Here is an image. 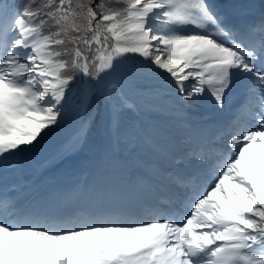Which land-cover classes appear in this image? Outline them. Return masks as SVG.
<instances>
[{
  "label": "snow or ice",
  "instance_id": "obj_1",
  "mask_svg": "<svg viewBox=\"0 0 264 264\" xmlns=\"http://www.w3.org/2000/svg\"><path fill=\"white\" fill-rule=\"evenodd\" d=\"M249 31L258 42L208 0H0V164L35 147L74 98L82 143L91 95L118 64L162 79L186 105L222 110L245 96L204 187L177 175L147 219L45 214L3 198L0 264H264V10ZM113 93L118 127L132 105L115 85L101 91Z\"/></svg>",
  "mask_w": 264,
  "mask_h": 264
},
{
  "label": "bare ground",
  "instance_id": "obj_2",
  "mask_svg": "<svg viewBox=\"0 0 264 264\" xmlns=\"http://www.w3.org/2000/svg\"><path fill=\"white\" fill-rule=\"evenodd\" d=\"M136 72H138L137 73L138 78H134L131 80V82H135L133 84H131V82L128 79H126L123 76V74L120 73V69H118V68H115L114 71H112L108 76H106L100 82L101 86L103 88H105L106 91L108 89H110L113 85H115V88H118V89L120 88V90L125 95H127L128 99L130 98L131 105H132L131 109H129L127 111H123L121 113V115L119 116V119H121V122H126L130 126L135 124V121H136L135 113L137 115V113L140 112V107H141L139 102L134 100L136 97L135 95L140 92V90H139V92H137L138 91L137 86L147 81L144 77H142L143 73H141L139 71H136ZM153 80H156V81H154V83L158 82L159 84L169 88L167 86V84L162 79L153 77ZM154 85H156V84H154ZM143 92H145V91L143 90ZM151 94L152 95L155 94L157 97H162L160 90H158L157 92L146 93V95H151ZM199 99L204 100L203 98H199ZM189 103H190V101L187 102V104H189ZM162 105L164 106L165 111L171 115L181 114V111L184 107L183 103L177 97L175 92L173 95L166 97L165 101L162 103ZM108 106L110 108L111 114H113L112 102H110V100L108 101ZM204 106H206V105H204ZM132 109L134 110V114H132V112H131ZM147 114H148V111H147ZM142 116L144 119L143 114H142ZM164 125H166V127H168V129L171 130V132L174 133L175 135L181 134V137H179L177 139L179 142L182 141V136L186 135V133L180 128L181 125L178 124L177 120H175L174 118L172 120H169V122L164 123ZM179 129H181V131ZM105 131H106L105 134L109 138H111L112 140H117L122 136L120 129H118L116 131V130H114V128H108L107 127ZM71 133H72L71 135L74 136L75 130H73ZM74 137H76V136H74ZM44 139L48 142V141H50L51 136H48V137L46 136V137H44ZM71 141H73V139ZM160 144H162V141L158 140V144H157V146H155V154H157L158 148L159 149L161 148V147H159ZM56 145H58V144H54V146H56ZM37 147L44 148V150H45L51 146L45 147V145H37ZM76 149H78V148H76ZM76 149H74L73 152H77L76 156L78 158H80V160H78L76 162L77 171L80 175L81 173L84 172L82 164L85 166V169H86L88 159H89V157H86L85 152H87L88 154H91L92 151H87L83 148L81 150H76ZM48 154H51V151ZM152 156H153V152H152ZM158 156L161 157V159H163L167 162H170L168 160V158L166 157V155H164L162 152H159ZM46 158H47V156H43L44 164L39 166L37 168L38 170L46 171L47 168L50 166V163L47 162L48 160H46ZM208 167L209 166H204V170L206 173V175L204 176L205 180H207ZM13 173H14V170L12 169L10 172V175H13ZM110 173H113V174L109 175V173H106L103 175L101 173H98L95 180H93L91 183H89L87 185H80L79 187H77L74 194H67V193H65L66 195L65 194L64 195L56 194V195H53L52 197H48V198L45 197V198H43V200H46L48 202L51 200V198H54V197L56 199H59V200H61V198L65 197V198H70V199H68L69 201H76L79 199L85 200L86 199V202L91 203L92 200L97 201V200L101 199V197H109V198L115 197L121 201H125L126 199H129V198H131L132 201H135L136 198L137 199L140 198L141 194L147 193L146 190H144V189H146V185L142 182V180H138L136 182L131 183V182H128V180L125 177V173H123V172L120 173V177H122L120 180H118L116 177H114L115 176L114 172H110ZM58 176H61V174L59 173ZM40 179L41 178H39L37 180V182H36L37 184L38 183L40 184L43 181V179H41V180ZM50 180H51V178L49 177L47 182H49ZM12 181L13 180H10V182H12ZM58 190H62V189L59 188ZM18 193L23 194L20 187L18 189ZM86 196H92L94 198L90 199V198H86ZM59 200H58V202H59Z\"/></svg>",
  "mask_w": 264,
  "mask_h": 264
},
{
  "label": "rangeland",
  "instance_id": "obj_3",
  "mask_svg": "<svg viewBox=\"0 0 264 264\" xmlns=\"http://www.w3.org/2000/svg\"><path fill=\"white\" fill-rule=\"evenodd\" d=\"M116 67H118V68L120 69V71H121V70L124 71L123 68H126L125 64H118ZM120 73H122V72H120ZM123 76H124V75H123ZM124 77H125V76H124ZM125 78H126V77H125ZM126 79H128V78H126ZM128 80L131 81V78H129ZM99 86H100V85H99ZM100 88H101V87H100ZM104 89H105V88H104ZM104 89L102 88L103 92H105ZM109 90H111V88H110ZM116 92H117V90H116ZM117 93H118V92H117ZM116 99H117L116 93H113V96H112V99L110 100V102L113 103V101H115ZM107 102H108V101L105 100V104H104V106H105V124H104V128H103L102 133L104 132V130H105L107 127H109V128H114V130H116V131H117V128H118V127L114 126V124H113V114H111L109 106L106 105V104H108ZM127 109H129V107H124V108H122L121 110H119V112H120V111H123V110L127 111ZM67 115H69V114H66V115L63 117V119H60V121H59L56 125L51 126V127H52V132H53V134L56 135L58 138H61L64 134H66L67 132H69V129H70V127L72 126V123H69L66 127H64L63 129H60V127L63 125V120H64L65 122H71L72 120H73V121H76V120L78 121L79 119H81V117L78 116L77 113L73 114V115H72V118H68V119H66V118L68 117ZM74 127H75V125H74ZM56 129H57V130H56ZM96 142H97V139H96L94 142H93V141H89V143L86 142V144H87L88 146L93 147V149H92L93 154L96 152ZM82 144H83V143H82ZM82 144H80L79 142L76 141V145L70 143V144H67V146L62 147L61 150H62V151H63V150L65 151L66 149H69V148H71L72 146H74V148L82 149V148H84V146H82ZM89 144H90V145H89ZM91 145H92V146H91ZM84 149H85V148H84ZM86 150L88 151V148H86ZM86 156H87V154H86ZM91 158H93V157H90V159H91ZM90 159H89V160H90Z\"/></svg>",
  "mask_w": 264,
  "mask_h": 264
},
{
  "label": "trees",
  "instance_id": "obj_4",
  "mask_svg": "<svg viewBox=\"0 0 264 264\" xmlns=\"http://www.w3.org/2000/svg\"><path fill=\"white\" fill-rule=\"evenodd\" d=\"M16 2L19 4V0H16ZM21 3V0H20ZM100 97L97 94V92H93L92 98L89 101L87 112L85 115L88 117H91L90 123L88 125V132H91L92 130L98 129L101 121V106H100ZM90 107V108H89ZM99 113V114H98Z\"/></svg>",
  "mask_w": 264,
  "mask_h": 264
}]
</instances>
